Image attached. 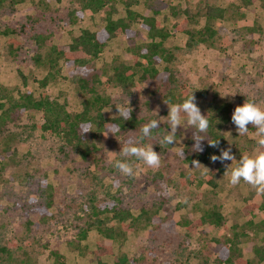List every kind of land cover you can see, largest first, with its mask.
<instances>
[{
	"label": "rangeland",
	"instance_id": "1",
	"mask_svg": "<svg viewBox=\"0 0 264 264\" xmlns=\"http://www.w3.org/2000/svg\"><path fill=\"white\" fill-rule=\"evenodd\" d=\"M114 1L118 10L115 18L124 17L122 0ZM138 1L133 7L135 11L143 16H155L172 33L164 45L174 54L168 66L175 73L176 83L166 85L148 78L134 89L123 91L108 81L116 63L133 64L129 48L149 42L147 31L136 23L133 28L137 36L133 40L120 36L110 41L96 62L101 82L95 90L112 97L116 106L137 111L145 124L157 120V133L143 140H139V130L122 137L105 133L97 142L99 160L94 164L74 154L66 158L60 151L63 141L59 137L31 129L34 122L42 121L41 115L24 113L19 125L10 126L13 131L23 132L21 141L15 143L16 154L12 160L7 159L6 167L0 161V247H7L19 263L29 260L33 264H52L51 254L57 251L68 264H99L93 253L101 240L98 232L89 231L82 242L78 234L86 228L92 202L107 200L111 206L112 200L118 198L135 216L145 209L152 218L156 216V221L129 232L123 244L106 240V245L113 247V253L102 257L105 264H118L116 261L122 256L137 264H219L216 257L206 259L203 250L208 242L215 246V238L234 233L239 234L238 246L243 258L252 264H264L258 262L254 253L255 246H264V227L259 230L248 225L250 221L254 224L264 221V195H258L243 181L232 186L225 173L228 166L229 172L237 166L242 155L257 152L256 129L249 124L248 133L240 136L233 122L224 127L227 143L221 149L230 148L236 160H210L198 169L176 155L181 150L191 151L195 143L192 137L196 130L185 119L177 128L176 142L159 144L163 135L171 131L167 123L169 107L164 101L174 87L186 88L203 111L213 103L242 106L246 101L264 108V2L257 0L244 6L242 0ZM207 2L228 9L227 19L217 22L219 35L214 47L197 44L189 48L188 36L175 26L185 18L183 10L204 12ZM79 5L77 0H27L17 5L5 0L0 4V31L22 30L18 38L23 45L15 61L8 54L7 40L16 35H0V89L5 87L15 94L40 92L35 80L43 79L47 71L35 65L33 56L38 48L31 41L34 33H52L54 42L63 45L72 42L82 29L95 31L104 26V12L96 14L86 10L83 17L71 18L69 13L80 9ZM173 7L180 8L177 15L172 13ZM198 22L199 26L204 25L205 18ZM43 54L46 56V51ZM68 73L69 69L64 67L46 91L53 99L67 102L70 112H81L83 95L65 79ZM105 114L119 115L112 108ZM198 135L204 139L202 143L209 144L208 130ZM138 140L136 146L153 145L161 158L158 168H150L135 157L120 155L125 144ZM116 160L131 163L134 177L121 175L113 167ZM49 191L54 198L48 207ZM214 204L220 206L225 217L223 225L197 227L196 233L189 236L184 222L196 221L204 208ZM243 232L250 238L241 236ZM77 244L83 250L87 248L85 253H80L81 248L74 246Z\"/></svg>",
	"mask_w": 264,
	"mask_h": 264
},
{
	"label": "trees",
	"instance_id": "2",
	"mask_svg": "<svg viewBox=\"0 0 264 264\" xmlns=\"http://www.w3.org/2000/svg\"><path fill=\"white\" fill-rule=\"evenodd\" d=\"M4 1L0 0V4ZM9 1L11 5H17L27 0ZM77 1L80 2V9L70 12L71 18L76 20L83 17L86 10L96 14L104 12V26L95 31L82 29L80 34L72 39V42L63 45L54 42L52 33L31 35V41L38 48V52L33 56L35 65L41 70L47 71V74L43 79L35 80L39 85V93L25 91L15 94L8 88L0 89V161L3 167L8 166V158L11 160L14 158L17 151L15 143L21 141L23 137V132L13 131L10 126L19 125L22 115L27 112L41 115L42 121L34 122L31 129L59 137L63 141L60 151L66 158L74 154L82 161L94 164L99 160L97 142L103 134L112 132L117 137H122L140 130L145 121L138 116L137 111L132 109L129 120H124L120 115L106 116L107 109L118 110V106L114 104L112 97L101 95L95 90V86L101 82V72L97 70L96 62L101 58L110 41L120 36H125L130 41L133 40L137 36V32L133 28L136 23L147 31L149 42L129 48L134 58L133 64L124 61L116 63L108 81L123 91L134 89L148 78L157 79L166 85L174 86L176 83L175 73L168 66V63L173 61L174 54L164 45L172 37V33L162 27L160 20L155 16L147 17L135 11L133 7L139 4L138 0H122L125 6V16L116 18L118 10L114 6V0ZM256 1L242 0V4L250 6ZM179 12L180 8H172L173 14L177 15ZM228 12L229 10L226 8H219L207 2L204 12L191 13L189 10H183L185 18L175 28L188 36L187 46L189 48H193L197 44L214 47L215 39L219 35L216 28L217 22L227 19ZM200 18H205V24L202 26L198 25ZM21 31L18 29L0 31V35H16L7 40L8 54L15 61L18 60L23 48L22 42L18 38ZM43 51H46V56ZM161 66H163L162 70ZM64 67L69 69L65 79L75 85L83 95L81 112H70L67 102L53 99L46 91L49 84L61 75ZM172 89L165 96V101L170 104L182 103L190 96L186 88L180 90V88L174 87ZM236 107L229 103H213L205 111L201 110V114L206 116L209 121L210 141L218 140V146L211 147L209 144L201 142L203 151L181 150L176 154L177 157L190 164H193L194 160L199 161L200 164H206L211 160L212 155L219 156L221 148L227 143L223 129L232 123L231 117ZM157 129L159 127L152 130L153 135L157 133ZM85 130L89 132H85ZM181 152H183V156L180 155ZM48 189L51 188L48 187ZM53 198L54 195L49 191L48 207L53 203ZM106 202L108 201L97 200L90 204L91 214L86 221V228H82L78 234V238L82 242L87 239L89 231L96 230L98 232L101 240L97 243L98 248L93 253L99 264H105L102 262L103 256L113 253V247L106 245V240L123 244L129 232L140 227H148L155 223L153 221H156V216L154 215L153 220L152 215L145 209L135 216L130 209L123 207L122 201L118 198L112 200L111 206ZM224 219L220 206L214 204L204 208L202 215L196 221L184 222V226L188 230L189 236H193L197 227L206 225L221 227ZM248 225L260 230L264 227V221L258 224L250 221ZM241 236L246 239L250 238L246 232H243ZM238 237L239 234L234 233L232 236L225 235L223 238H215L213 240L215 246L212 242H208L203 250L206 259L216 257L219 264H252L251 260L243 258L238 246ZM74 246L78 249L81 248L80 253L82 254L87 250V248L83 250V247L78 244ZM254 253L258 257L259 263L264 262V246H255ZM51 255L54 259L52 264H68L64 256L57 251L52 252ZM116 262L118 264H137V261L131 260L127 256L120 257ZM0 264L33 263L29 260L19 263V260L7 247H0Z\"/></svg>",
	"mask_w": 264,
	"mask_h": 264
},
{
	"label": "clouds",
	"instance_id": "3",
	"mask_svg": "<svg viewBox=\"0 0 264 264\" xmlns=\"http://www.w3.org/2000/svg\"><path fill=\"white\" fill-rule=\"evenodd\" d=\"M169 107L167 115V123L170 126L171 131L168 134L163 135L159 140L160 146L171 145L175 141V136L178 126H181L182 119L186 120V123L196 130L193 133V145L194 151H203L201 147L202 139L198 133H206L209 127V121L206 116L201 114L200 108L195 103V96L191 94L182 103L169 104L164 101ZM118 114L124 120L131 119L130 113L132 109L130 107H117ZM183 114V116H182ZM232 122L236 125L237 132L240 136L246 135L249 131L248 125L251 124L256 129L255 140L258 146V150L254 155H242L236 167L231 168L229 172V166L227 167L226 174L229 176V183L232 186H236L243 181L249 185L258 195H264V108H261L258 104L252 101H246L242 106H237L231 117ZM159 122L157 120H151L144 124L140 128L141 136L139 140L144 138H150L152 130L158 128ZM85 132H89L85 130ZM139 140L135 143L129 141L125 144L119 152L122 157H135L136 160L142 161L145 165L150 168H158L161 164L160 155L153 150V145L136 146ZM211 147L218 146V140L208 141ZM183 156V152L180 153ZM211 160L225 161L231 160L232 162L236 158L231 154V149H221L219 156L212 155ZM194 168H200L201 164L199 161H192ZM113 167L118 172L126 177H134V167L131 163L126 160H116ZM204 167V166H203ZM206 171H209L204 167Z\"/></svg>",
	"mask_w": 264,
	"mask_h": 264
}]
</instances>
